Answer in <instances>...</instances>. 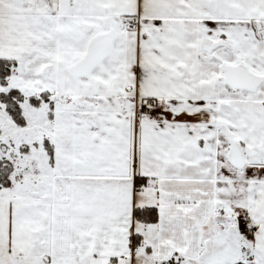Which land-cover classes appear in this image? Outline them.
Wrapping results in <instances>:
<instances>
[{
  "label": "snow or ice",
  "instance_id": "obj_1",
  "mask_svg": "<svg viewBox=\"0 0 264 264\" xmlns=\"http://www.w3.org/2000/svg\"><path fill=\"white\" fill-rule=\"evenodd\" d=\"M0 264H264V0H0Z\"/></svg>",
  "mask_w": 264,
  "mask_h": 264
}]
</instances>
